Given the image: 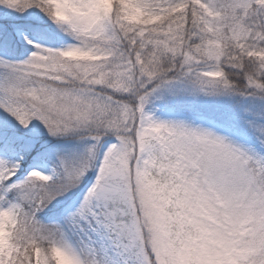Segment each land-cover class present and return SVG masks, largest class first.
Instances as JSON below:
<instances>
[{
	"label": "snow or ice",
	"instance_id": "6c2138e0",
	"mask_svg": "<svg viewBox=\"0 0 264 264\" xmlns=\"http://www.w3.org/2000/svg\"><path fill=\"white\" fill-rule=\"evenodd\" d=\"M0 264H264V0H0Z\"/></svg>",
	"mask_w": 264,
	"mask_h": 264
}]
</instances>
